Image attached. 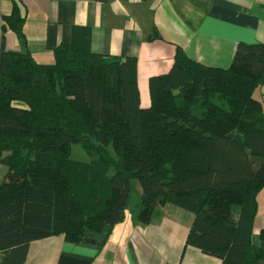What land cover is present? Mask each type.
<instances>
[{"label":"trees","instance_id":"obj_1","mask_svg":"<svg viewBox=\"0 0 264 264\" xmlns=\"http://www.w3.org/2000/svg\"><path fill=\"white\" fill-rule=\"evenodd\" d=\"M7 26L23 36L14 3ZM77 27L51 64L29 53L0 62V264H25L32 242L64 235L103 245L141 188L136 221L166 205L195 218L187 246L222 264H261L253 241L264 188V43H240L229 68L208 67L178 49L168 73L150 79L142 108L135 58L90 48ZM216 100L222 101L219 105ZM87 162L72 158V144Z\"/></svg>","mask_w":264,"mask_h":264},{"label":"crops","instance_id":"obj_2","mask_svg":"<svg viewBox=\"0 0 264 264\" xmlns=\"http://www.w3.org/2000/svg\"><path fill=\"white\" fill-rule=\"evenodd\" d=\"M14 3L25 17L23 36L6 24ZM77 27L91 31L93 53L137 60L147 108L150 79L169 72L178 49L202 65L229 68L240 43H264V0H0V62L4 53L16 52L51 64L58 46L71 48ZM4 173L0 166V183ZM140 195L137 185L134 204L131 198L125 219L103 245L54 235L32 242L25 264H222L186 245L195 216L185 209L168 204L152 223L137 222ZM257 199L253 241L259 246L264 188Z\"/></svg>","mask_w":264,"mask_h":264},{"label":"rangeland","instance_id":"obj_3","mask_svg":"<svg viewBox=\"0 0 264 264\" xmlns=\"http://www.w3.org/2000/svg\"><path fill=\"white\" fill-rule=\"evenodd\" d=\"M150 88V87H149ZM255 98H257L258 100H262L264 102V86L258 88L255 92ZM216 102L219 105H222V101L220 100H216ZM72 158L75 160H79V161H83V162H87L90 160V155L87 152V150L85 148L82 147V145L80 144H72V152H71ZM138 185V182L134 181L132 182V187H133V191H132V202L134 204L135 202V198H136V187ZM130 210V209H129ZM159 211L161 212V209L158 210V216L160 217L162 213L159 214Z\"/></svg>","mask_w":264,"mask_h":264},{"label":"water","instance_id":"obj_4","mask_svg":"<svg viewBox=\"0 0 264 264\" xmlns=\"http://www.w3.org/2000/svg\"><path fill=\"white\" fill-rule=\"evenodd\" d=\"M85 243H92V244H96V240L95 239H90V238H86L84 240Z\"/></svg>","mask_w":264,"mask_h":264}]
</instances>
